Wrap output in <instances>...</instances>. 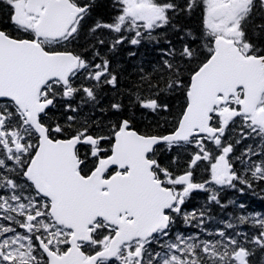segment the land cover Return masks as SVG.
I'll list each match as a JSON object with an SVG mask.
<instances>
[{"label": "snow or ice", "instance_id": "obj_1", "mask_svg": "<svg viewBox=\"0 0 264 264\" xmlns=\"http://www.w3.org/2000/svg\"><path fill=\"white\" fill-rule=\"evenodd\" d=\"M0 264H264V0H0Z\"/></svg>", "mask_w": 264, "mask_h": 264}]
</instances>
